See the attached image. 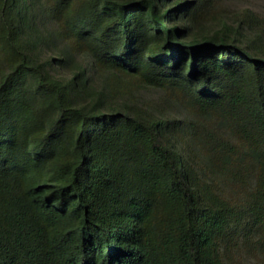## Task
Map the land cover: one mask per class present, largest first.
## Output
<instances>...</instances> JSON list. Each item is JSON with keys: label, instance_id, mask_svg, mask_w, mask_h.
<instances>
[{"label": "trees", "instance_id": "trees-1", "mask_svg": "<svg viewBox=\"0 0 264 264\" xmlns=\"http://www.w3.org/2000/svg\"><path fill=\"white\" fill-rule=\"evenodd\" d=\"M241 1L0 0V264L264 251V25Z\"/></svg>", "mask_w": 264, "mask_h": 264}, {"label": "rangeland", "instance_id": "rangeland-1", "mask_svg": "<svg viewBox=\"0 0 264 264\" xmlns=\"http://www.w3.org/2000/svg\"><path fill=\"white\" fill-rule=\"evenodd\" d=\"M251 6L253 7L261 16L264 25V0H245L241 1L240 6ZM214 25L211 22H201L194 23L191 27V34L202 35L212 31ZM143 97L155 96V91L142 90ZM239 247L235 248L233 252L235 253L234 264H264V251L257 250L253 251L242 244V240L239 239Z\"/></svg>", "mask_w": 264, "mask_h": 264}]
</instances>
